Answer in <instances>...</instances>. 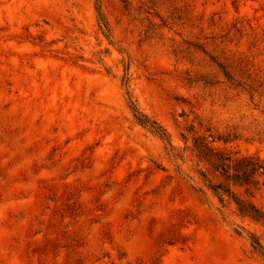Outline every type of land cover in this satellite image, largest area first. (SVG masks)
Masks as SVG:
<instances>
[{"label":"rangeland","instance_id":"374dc122","mask_svg":"<svg viewBox=\"0 0 264 264\" xmlns=\"http://www.w3.org/2000/svg\"><path fill=\"white\" fill-rule=\"evenodd\" d=\"M199 137L264 159V0H0V264H264Z\"/></svg>","mask_w":264,"mask_h":264},{"label":"trees","instance_id":"16d2710c","mask_svg":"<svg viewBox=\"0 0 264 264\" xmlns=\"http://www.w3.org/2000/svg\"><path fill=\"white\" fill-rule=\"evenodd\" d=\"M139 121L144 125L150 123L144 117ZM160 134L166 137L165 133ZM217 141L229 143L224 138ZM214 143H217L215 138L213 142H209L206 138L199 137L194 144L196 157L207 166L201 171L207 189L223 206L234 204L239 217L264 227V212L237 192V189H241L253 197L261 186L264 188V159L234 153L227 148L216 147ZM252 242L255 250L264 257V246L261 241L253 237Z\"/></svg>","mask_w":264,"mask_h":264}]
</instances>
